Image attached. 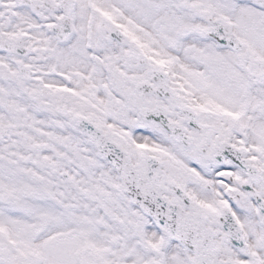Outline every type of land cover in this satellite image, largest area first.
Wrapping results in <instances>:
<instances>
[{"label":"snow or ice","instance_id":"6c2138e0","mask_svg":"<svg viewBox=\"0 0 264 264\" xmlns=\"http://www.w3.org/2000/svg\"><path fill=\"white\" fill-rule=\"evenodd\" d=\"M0 264H264V0H0Z\"/></svg>","mask_w":264,"mask_h":264}]
</instances>
